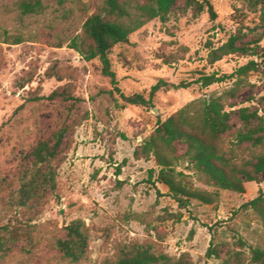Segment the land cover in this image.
I'll return each instance as SVG.
<instances>
[{
  "label": "rangeland",
  "instance_id": "374dc122",
  "mask_svg": "<svg viewBox=\"0 0 264 264\" xmlns=\"http://www.w3.org/2000/svg\"><path fill=\"white\" fill-rule=\"evenodd\" d=\"M18 1L0 0V222L17 234L0 264H101L131 243L172 257L187 254L193 264H255L249 247L264 249V228L252 209L241 206L264 192V180L245 183L243 193L217 189L216 205L191 200L179 208L167 187L149 176L157 172L154 161L137 160L133 151L158 121L193 100L223 93L236 79L200 87L195 80L201 73L230 74L253 60L258 71L249 72L228 102L236 104L232 109L248 106L264 115L260 6L252 0H209L215 19L206 9L197 16L176 9L164 21L145 22L110 51L114 84L97 59L87 61L70 48L103 0H43L40 13L25 15ZM233 34L255 53L209 64L208 46ZM160 79L188 86L160 89L147 106L121 100L119 92L148 99ZM57 89L76 101L46 99ZM63 117L70 129L57 161L56 189L39 203L21 206L15 192L29 154ZM232 124L240 126L235 117ZM186 166L180 162L178 170L195 187L216 190ZM75 219L84 222L89 249L85 260L71 263L54 242ZM213 231L221 257L205 259ZM232 251L240 252L238 262L228 256Z\"/></svg>",
  "mask_w": 264,
  "mask_h": 264
},
{
  "label": "trees",
  "instance_id": "16d2710c",
  "mask_svg": "<svg viewBox=\"0 0 264 264\" xmlns=\"http://www.w3.org/2000/svg\"><path fill=\"white\" fill-rule=\"evenodd\" d=\"M252 3L260 6V25L264 29V0H252ZM17 7L21 14L25 15L40 13L44 5L43 0H19ZM176 9L182 12L191 10L194 16L206 9L211 19L216 18V12L209 0H103L99 10L84 21L81 34L71 40L70 48L87 61L97 59L101 72L116 84L109 58L112 48L120 43H126L130 34L145 22L155 18L164 21ZM249 53H255L254 49L240 43L239 36L233 34L219 46H208L207 62L214 64L229 55ZM251 71H258V64L253 60L230 74L201 73L195 80L200 87H208L233 77L236 79L233 87L223 93L193 100L165 120L158 121L148 138L135 147L133 157L137 160L154 161L157 172L152 169L149 176H154V182L167 187L168 195L179 208H186L191 200L204 205H216L217 189L243 193L245 183L263 182L264 115L248 106L232 109L236 104L228 102V98H235L245 77ZM187 86L188 84L184 82L171 84L160 79L151 87L148 99L140 94L125 95L119 92V95L125 105L147 106L158 90ZM46 99L76 101L69 92L62 89L53 91ZM233 117L240 123L239 127L235 128L232 124ZM69 129L70 124L66 118H60L54 128L36 142L29 154L27 167L18 179L15 193L19 205L39 203L47 194L55 191L57 161ZM180 162H185L186 169L192 170L204 184L216 190L195 187L188 175L183 170H178ZM119 171L118 168L117 174ZM241 208L252 209L264 228L262 190H258L257 196L242 204ZM63 228L64 234L54 242L57 252L71 263L85 260L89 240L84 222L75 219ZM212 233L211 244L204 255L205 259L221 257L219 246L213 244L215 233L214 231ZM16 238L17 234L0 222V260L12 249ZM249 251L252 263L264 264V249L249 247ZM228 253L233 261H239L240 252ZM101 264H193V262L187 254L172 257L164 252L152 250L147 245L131 243L122 247L114 259H106Z\"/></svg>",
  "mask_w": 264,
  "mask_h": 264
}]
</instances>
